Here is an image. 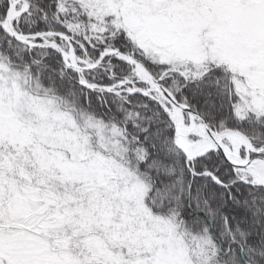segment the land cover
Wrapping results in <instances>:
<instances>
[{
	"label": "snow or ice",
	"instance_id": "snow-or-ice-1",
	"mask_svg": "<svg viewBox=\"0 0 264 264\" xmlns=\"http://www.w3.org/2000/svg\"><path fill=\"white\" fill-rule=\"evenodd\" d=\"M0 264H264V0H0Z\"/></svg>",
	"mask_w": 264,
	"mask_h": 264
}]
</instances>
